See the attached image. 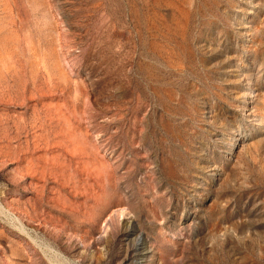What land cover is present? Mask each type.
Instances as JSON below:
<instances>
[{"label":"rangeland","instance_id":"rangeland-1","mask_svg":"<svg viewBox=\"0 0 264 264\" xmlns=\"http://www.w3.org/2000/svg\"><path fill=\"white\" fill-rule=\"evenodd\" d=\"M0 264H264V0H0Z\"/></svg>","mask_w":264,"mask_h":264}]
</instances>
